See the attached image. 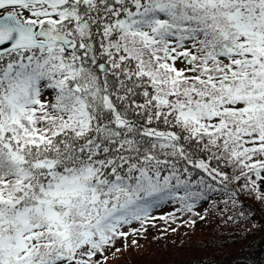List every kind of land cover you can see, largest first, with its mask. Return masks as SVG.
I'll return each instance as SVG.
<instances>
[{
  "label": "snow or ice",
  "instance_id": "6c2138e0",
  "mask_svg": "<svg viewBox=\"0 0 264 264\" xmlns=\"http://www.w3.org/2000/svg\"><path fill=\"white\" fill-rule=\"evenodd\" d=\"M240 192L264 201V0H0V264H108L154 209Z\"/></svg>",
  "mask_w": 264,
  "mask_h": 264
},
{
  "label": "trees",
  "instance_id": "16d2710c",
  "mask_svg": "<svg viewBox=\"0 0 264 264\" xmlns=\"http://www.w3.org/2000/svg\"><path fill=\"white\" fill-rule=\"evenodd\" d=\"M226 199L224 193H216L201 201L196 211L206 217L203 220L177 211L178 204L154 209V217L175 213V222L155 219L146 231L118 240L119 251L108 253V264H264V201L240 192L236 205L229 201L224 210ZM192 219L195 226L188 223ZM130 227L140 225L134 222Z\"/></svg>",
  "mask_w": 264,
  "mask_h": 264
},
{
  "label": "rangeland",
  "instance_id": "374dc122",
  "mask_svg": "<svg viewBox=\"0 0 264 264\" xmlns=\"http://www.w3.org/2000/svg\"><path fill=\"white\" fill-rule=\"evenodd\" d=\"M125 231V230H124Z\"/></svg>",
  "mask_w": 264,
  "mask_h": 264
}]
</instances>
